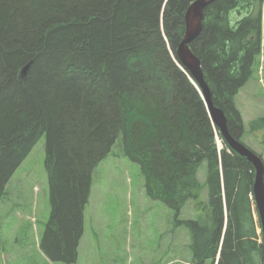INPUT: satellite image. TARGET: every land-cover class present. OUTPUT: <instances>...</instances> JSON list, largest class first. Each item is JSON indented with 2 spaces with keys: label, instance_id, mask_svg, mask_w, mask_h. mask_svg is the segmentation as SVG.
I'll return each mask as SVG.
<instances>
[{
  "label": "trees",
  "instance_id": "trees-1",
  "mask_svg": "<svg viewBox=\"0 0 264 264\" xmlns=\"http://www.w3.org/2000/svg\"><path fill=\"white\" fill-rule=\"evenodd\" d=\"M192 1L0 0V202L45 135L50 213L40 248L51 261H76L92 170L121 138L149 197L176 215L188 201L208 208L202 226L181 222L193 257L214 259L220 246L217 264H264V242L260 262L252 239L253 166L226 145L216 151L218 129L176 56ZM190 48L240 140L234 97L264 51V0H214Z\"/></svg>",
  "mask_w": 264,
  "mask_h": 264
},
{
  "label": "rangeland",
  "instance_id": "rangeland-1",
  "mask_svg": "<svg viewBox=\"0 0 264 264\" xmlns=\"http://www.w3.org/2000/svg\"><path fill=\"white\" fill-rule=\"evenodd\" d=\"M242 119L241 142L264 161V51L254 61L251 75L234 97ZM45 135L12 173L0 202V264H65L51 261L40 248L49 218V187L44 167ZM204 182L205 170H198ZM200 201L205 197L202 190ZM188 201L178 215L164 202L149 197L137 163L124 153L121 138L92 170L83 232L72 264H193L189 228L181 222L203 217L205 206ZM251 215L260 230L255 205ZM227 215V212H226ZM180 220V221H178ZM195 263V262H194ZM203 264H217V259Z\"/></svg>",
  "mask_w": 264,
  "mask_h": 264
},
{
  "label": "water",
  "instance_id": "water-1",
  "mask_svg": "<svg viewBox=\"0 0 264 264\" xmlns=\"http://www.w3.org/2000/svg\"><path fill=\"white\" fill-rule=\"evenodd\" d=\"M213 1L214 0H193L187 6L184 13V34L176 47V56L181 65L187 70L191 78L201 89L209 117L212 123L224 136L228 146L238 155L245 157L253 166L254 180L252 193L264 241V163L257 154L228 133L226 116L220 107L213 105L209 88L203 77L200 60L190 48V43L195 40L201 32L203 11ZM25 71L26 67L22 70V76H24Z\"/></svg>",
  "mask_w": 264,
  "mask_h": 264
},
{
  "label": "flooded vegetation",
  "instance_id": "flooded-vegetation-1",
  "mask_svg": "<svg viewBox=\"0 0 264 264\" xmlns=\"http://www.w3.org/2000/svg\"><path fill=\"white\" fill-rule=\"evenodd\" d=\"M258 220V219H257ZM254 230V228H253ZM255 241V247L260 250V262H261V251H262V234L261 231L254 230V238H252ZM196 261H200L199 257H196Z\"/></svg>",
  "mask_w": 264,
  "mask_h": 264
},
{
  "label": "bare ground",
  "instance_id": "bare-ground-1",
  "mask_svg": "<svg viewBox=\"0 0 264 264\" xmlns=\"http://www.w3.org/2000/svg\"><path fill=\"white\" fill-rule=\"evenodd\" d=\"M227 129H228V126H227ZM228 133H229V130H228ZM219 134H220V136H219ZM219 134H217L216 135V137L214 138V142H215V146H216V151H218L219 152V146L221 145V144H224V145H226V146H228V144L226 143V141H225V138H224V136L222 135V133L221 132H219ZM230 134V133H229ZM231 135V134H230ZM232 136V135H231ZM233 137V136H232ZM234 138V137H233ZM235 139V138H234ZM229 147V146H228ZM253 194V193H252ZM259 221V220H258ZM258 224H260V222H258Z\"/></svg>",
  "mask_w": 264,
  "mask_h": 264
}]
</instances>
